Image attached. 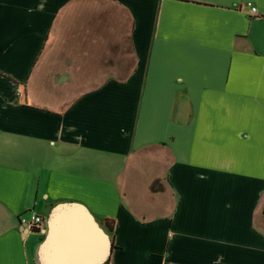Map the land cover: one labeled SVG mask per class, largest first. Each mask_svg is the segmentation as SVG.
I'll return each instance as SVG.
<instances>
[{
	"label": "crops",
	"instance_id": "obj_1",
	"mask_svg": "<svg viewBox=\"0 0 264 264\" xmlns=\"http://www.w3.org/2000/svg\"><path fill=\"white\" fill-rule=\"evenodd\" d=\"M67 203L108 264H264V0H0V264Z\"/></svg>",
	"mask_w": 264,
	"mask_h": 264
},
{
	"label": "water",
	"instance_id": "obj_2",
	"mask_svg": "<svg viewBox=\"0 0 264 264\" xmlns=\"http://www.w3.org/2000/svg\"><path fill=\"white\" fill-rule=\"evenodd\" d=\"M43 233L40 264H103L111 253L108 235L80 204L54 207Z\"/></svg>",
	"mask_w": 264,
	"mask_h": 264
},
{
	"label": "built area",
	"instance_id": "obj_3",
	"mask_svg": "<svg viewBox=\"0 0 264 264\" xmlns=\"http://www.w3.org/2000/svg\"><path fill=\"white\" fill-rule=\"evenodd\" d=\"M250 12L253 14L256 12L254 7H250ZM19 223L22 227H26L27 230L42 229L44 219L40 215L31 212L27 217H20Z\"/></svg>",
	"mask_w": 264,
	"mask_h": 264
},
{
	"label": "trees",
	"instance_id": "obj_4",
	"mask_svg": "<svg viewBox=\"0 0 264 264\" xmlns=\"http://www.w3.org/2000/svg\"><path fill=\"white\" fill-rule=\"evenodd\" d=\"M109 222L112 223V221H106V227H108L109 230H112V225H109ZM40 230L41 229H32L33 232H39ZM112 248H114L113 245H112ZM108 262H109V259L106 261L105 264H108Z\"/></svg>",
	"mask_w": 264,
	"mask_h": 264
}]
</instances>
